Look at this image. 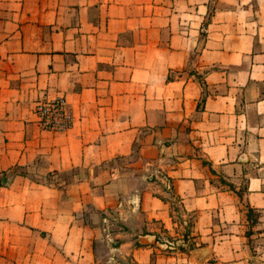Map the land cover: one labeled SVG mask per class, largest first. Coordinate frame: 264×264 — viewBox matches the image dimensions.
I'll return each instance as SVG.
<instances>
[{"label": "crops", "instance_id": "1", "mask_svg": "<svg viewBox=\"0 0 264 264\" xmlns=\"http://www.w3.org/2000/svg\"><path fill=\"white\" fill-rule=\"evenodd\" d=\"M0 264H264V0H0Z\"/></svg>", "mask_w": 264, "mask_h": 264}, {"label": "built area", "instance_id": "2", "mask_svg": "<svg viewBox=\"0 0 264 264\" xmlns=\"http://www.w3.org/2000/svg\"><path fill=\"white\" fill-rule=\"evenodd\" d=\"M37 123L49 131H66L74 122V114L65 96H56L38 103L35 109Z\"/></svg>", "mask_w": 264, "mask_h": 264}, {"label": "rangeland", "instance_id": "3", "mask_svg": "<svg viewBox=\"0 0 264 264\" xmlns=\"http://www.w3.org/2000/svg\"><path fill=\"white\" fill-rule=\"evenodd\" d=\"M101 250L104 251V253H106V251H108L107 247H102Z\"/></svg>", "mask_w": 264, "mask_h": 264}]
</instances>
